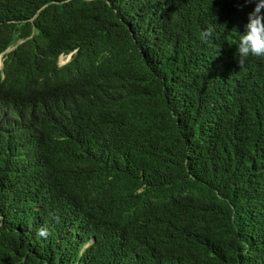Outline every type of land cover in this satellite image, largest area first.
Instances as JSON below:
<instances>
[{
	"label": "trees",
	"instance_id": "trees-1",
	"mask_svg": "<svg viewBox=\"0 0 264 264\" xmlns=\"http://www.w3.org/2000/svg\"><path fill=\"white\" fill-rule=\"evenodd\" d=\"M255 7L0 0V53L25 39L1 90L22 93L38 164L17 177L0 155V264H264V57L236 56ZM209 26L219 39L205 43ZM91 85L104 108L84 131L51 113ZM70 196L92 219L125 216L82 250L55 206ZM35 214L47 239L27 230Z\"/></svg>",
	"mask_w": 264,
	"mask_h": 264
},
{
	"label": "clouds",
	"instance_id": "clouds-1",
	"mask_svg": "<svg viewBox=\"0 0 264 264\" xmlns=\"http://www.w3.org/2000/svg\"><path fill=\"white\" fill-rule=\"evenodd\" d=\"M252 2V0H247ZM256 7L249 13L248 23L245 31L240 33L237 44L236 56L242 68L250 56L264 57V0H255ZM203 42L208 43L218 40L219 37L213 26H209L201 33ZM25 39L9 46L0 53L2 65L0 68V155L7 170H11L17 177L29 175V169L35 170L37 159L32 148L31 126L23 118L22 93L19 96H11L1 90V85L9 83L12 78H7L4 70L7 54L14 51ZM75 50L69 53L58 55L56 66L63 68L73 59ZM104 108V96L96 86H90L85 93L66 100L61 105L52 108V114L64 119L67 116H74L81 123V132L85 130L89 117L94 113L102 112ZM54 129V127H52ZM16 178V177H15ZM20 180V179H19ZM87 198V197H86ZM88 200V198H87ZM89 201V200H88ZM90 203V202H89ZM84 203L70 196L55 206L57 211L73 221L69 243H80L81 249L92 247L102 236H112L118 219L125 215L117 210L101 216L100 219H92L90 211L87 212ZM53 219L59 223L60 217L53 214ZM27 230H37V237L47 239L52 233L47 224H41L38 214L26 219ZM106 224L109 232L97 230L96 225ZM106 236V237H107Z\"/></svg>",
	"mask_w": 264,
	"mask_h": 264
},
{
	"label": "bare ground",
	"instance_id": "bare-ground-1",
	"mask_svg": "<svg viewBox=\"0 0 264 264\" xmlns=\"http://www.w3.org/2000/svg\"><path fill=\"white\" fill-rule=\"evenodd\" d=\"M2 63V61L0 60V64ZM2 65V64H1ZM0 68H1V66H0Z\"/></svg>",
	"mask_w": 264,
	"mask_h": 264
}]
</instances>
